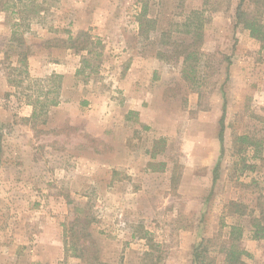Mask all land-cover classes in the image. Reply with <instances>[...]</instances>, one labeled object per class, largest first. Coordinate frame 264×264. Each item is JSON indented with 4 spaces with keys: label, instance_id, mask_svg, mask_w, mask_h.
<instances>
[{
    "label": "rangeland",
    "instance_id": "obj_1",
    "mask_svg": "<svg viewBox=\"0 0 264 264\" xmlns=\"http://www.w3.org/2000/svg\"><path fill=\"white\" fill-rule=\"evenodd\" d=\"M239 3L0 0V264H264V40Z\"/></svg>",
    "mask_w": 264,
    "mask_h": 264
},
{
    "label": "trees",
    "instance_id": "obj_2",
    "mask_svg": "<svg viewBox=\"0 0 264 264\" xmlns=\"http://www.w3.org/2000/svg\"><path fill=\"white\" fill-rule=\"evenodd\" d=\"M253 4L256 11H248L246 8H243L244 4ZM264 5V0H240V3L237 7V23L242 24L244 28L250 30L252 37L264 40V25L260 21L259 10ZM145 15V14H144ZM148 22H153L152 19H146ZM206 19L204 17V9H194L190 12L187 16L186 20L183 22L182 29L185 35L190 37L189 43L185 46L186 48L183 49L182 53L184 54L183 64L185 65L184 70H187L188 67L192 71H196L194 66L199 63L200 58V49L203 43L204 37V28H205ZM57 76V75H56ZM41 105H38L39 103ZM44 102V103H42ZM59 103L56 97L53 98H45L43 101H35L34 111L32 118L39 117L41 114L46 113L50 106H55ZM39 106V107H38ZM222 123V129H223ZM2 137L0 131V139ZM222 133H221V140H222ZM259 201V208L260 214L257 217H254L251 222V231H252V238L254 239H264V194L260 195ZM236 206H245L241 202H234ZM246 207V206H245ZM242 210V209H241ZM246 209L241 212L243 215ZM238 230L239 234L241 235V226H232V236H234V231ZM236 237V236H235ZM74 248V247H73ZM227 254V260L230 264L239 263L243 264L242 261L239 260V255L241 253H245L243 249L241 251H235L232 248L229 249Z\"/></svg>",
    "mask_w": 264,
    "mask_h": 264
}]
</instances>
